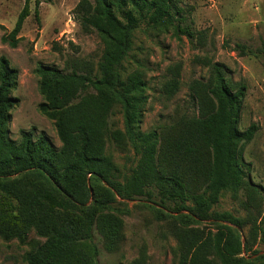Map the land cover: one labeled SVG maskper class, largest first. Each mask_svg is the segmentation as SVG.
<instances>
[{
    "label": "trees",
    "instance_id": "obj_1",
    "mask_svg": "<svg viewBox=\"0 0 264 264\" xmlns=\"http://www.w3.org/2000/svg\"><path fill=\"white\" fill-rule=\"evenodd\" d=\"M51 1L25 0L2 41L16 47L31 3L38 16L40 5ZM78 9L83 23L96 29L104 44L98 75L38 68L46 97L41 110L56 121L63 141L60 150L43 136L35 139L32 132H22L19 143L11 139L8 123L19 101L13 95L17 71L0 57V236L24 240L35 228L45 237L28 255V264H99L96 239L114 251L124 237V223L115 213L118 197L153 200L158 194L164 210H158L157 218H172L179 264H264V254L254 257L259 252L243 239L244 220L215 210L223 191L236 195L244 187L255 189L246 179L248 163L241 145L253 140L258 126L239 128L246 85H230L225 66L216 63L206 88L211 107L207 104L200 117L161 132H143L139 124L146 83L139 71L124 74L135 31L145 23L170 26L200 41L204 33L183 26L175 0H83ZM237 49L253 53L245 44L238 43ZM260 58L264 66V49ZM84 86L95 94L80 96ZM174 87L177 80L166 83L168 96ZM114 106L120 108L122 130L107 124ZM104 135L139 156L129 176L116 178V165L103 153ZM207 220L215 222V230L196 226Z\"/></svg>",
    "mask_w": 264,
    "mask_h": 264
},
{
    "label": "rangeland",
    "instance_id": "obj_2",
    "mask_svg": "<svg viewBox=\"0 0 264 264\" xmlns=\"http://www.w3.org/2000/svg\"><path fill=\"white\" fill-rule=\"evenodd\" d=\"M82 1L44 2L38 16L35 4L31 3V14L23 24L17 46L13 47L4 43L2 37L14 28L25 0H0V57L5 56L17 71L13 95L19 101L8 123L10 137L17 143L25 131L32 132L35 139L47 138L57 150L63 147L56 121L41 110L46 102L40 88L41 65L67 73L77 70L94 77L99 73L104 44L96 29L83 23V13L78 9ZM175 3L184 16L183 26L196 33L202 31L204 41L190 39L170 26L151 27L144 23L135 31L124 74L139 71L146 83L147 102L140 129L161 132L181 121L200 117L207 104L211 107L206 88L216 63L225 66L230 85H246L239 128L244 131L252 124L258 126L253 140L241 145L243 160L248 163L246 179L255 189L244 187L236 195L231 190L223 191L215 210L230 212L244 220L240 230L244 241L249 240L252 251L259 252L254 257L263 255L264 66L260 52L264 49V0H175ZM238 43L245 44L247 52L253 53H240ZM170 80L178 82L172 96L164 88ZM94 94L90 86L80 90V96ZM107 124L112 130L123 129L118 106L109 111ZM103 138V153L116 165V178L129 176L139 160L135 150L130 146L118 147L106 135ZM160 200L158 194L153 200L145 196L133 200L118 197L115 213L124 223V237L114 251H108L102 240L96 239L99 264H134L138 260L142 264H179L178 241L171 231L172 218L166 215L163 220L157 218L158 210L163 209ZM196 226L206 230L217 227L213 220ZM45 240L35 228L29 229L24 240L0 236V264H28V255Z\"/></svg>",
    "mask_w": 264,
    "mask_h": 264
}]
</instances>
